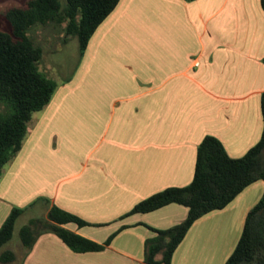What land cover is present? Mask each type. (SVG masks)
Instances as JSON below:
<instances>
[{"label":"crops","instance_id":"1","mask_svg":"<svg viewBox=\"0 0 264 264\" xmlns=\"http://www.w3.org/2000/svg\"><path fill=\"white\" fill-rule=\"evenodd\" d=\"M263 59L260 0H119L71 77L32 115L0 178V227L13 208L40 209L45 219L57 207L87 224L68 230L111 240L77 253L43 233L21 264H143L151 229L181 223L188 209L130 210L189 185L205 136L233 159L258 143ZM263 192L258 180L197 219L170 264H225Z\"/></svg>","mask_w":264,"mask_h":264},{"label":"trees","instance_id":"2","mask_svg":"<svg viewBox=\"0 0 264 264\" xmlns=\"http://www.w3.org/2000/svg\"><path fill=\"white\" fill-rule=\"evenodd\" d=\"M187 2L194 0H185ZM119 0H30L23 8L9 9L5 17L10 32L0 31V178L3 168L20 151L32 115L50 101L56 84L39 71L42 49L27 36L36 24L66 22V33L79 41L82 54L97 26L113 11ZM264 11V0H260ZM264 64V59H263ZM263 129L258 143L241 158H230L221 143L205 136L197 146L194 175L185 187H173L155 193L137 203L129 214H145L169 204L188 209L185 219L166 230H154L145 241L143 264H170L172 255L191 225L200 217L226 207L244 188L264 181V93L261 95ZM24 209L13 208L0 227V248L13 235L15 223ZM83 227L86 222L52 207L47 217L31 221L20 231L24 257L38 236L52 233L77 253L100 251L108 245L88 240L64 226ZM15 256L6 251L0 264ZM21 261V263H22ZM225 264H264V192L248 212L240 239Z\"/></svg>","mask_w":264,"mask_h":264},{"label":"rangeland","instance_id":"3","mask_svg":"<svg viewBox=\"0 0 264 264\" xmlns=\"http://www.w3.org/2000/svg\"><path fill=\"white\" fill-rule=\"evenodd\" d=\"M30 0H0V31L9 33L10 25L5 17L11 8H23ZM65 7L66 0H58ZM66 22L36 24L27 36L42 49V59L38 68L56 85L71 77L79 60V41L66 33ZM4 108L0 105V111ZM40 209H30L16 221L11 240L0 248V255L6 251L14 254L15 259L5 264H21L24 249L20 241V231L31 221L39 219Z\"/></svg>","mask_w":264,"mask_h":264}]
</instances>
